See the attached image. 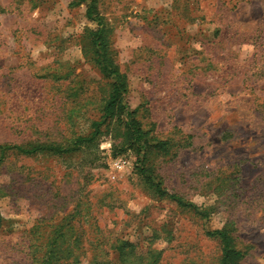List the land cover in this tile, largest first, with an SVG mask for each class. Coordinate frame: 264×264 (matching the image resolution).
Masks as SVG:
<instances>
[{"label":"rangeland","instance_id":"obj_1","mask_svg":"<svg viewBox=\"0 0 264 264\" xmlns=\"http://www.w3.org/2000/svg\"><path fill=\"white\" fill-rule=\"evenodd\" d=\"M97 29L145 151L121 118L95 133ZM3 144L0 264L55 240L58 264H221V229L242 252L227 264H264V0H0ZM43 144L60 151L16 148Z\"/></svg>","mask_w":264,"mask_h":264},{"label":"trees","instance_id":"obj_2","mask_svg":"<svg viewBox=\"0 0 264 264\" xmlns=\"http://www.w3.org/2000/svg\"><path fill=\"white\" fill-rule=\"evenodd\" d=\"M76 3L84 2L86 0H73ZM89 6L87 7V15L89 17H92V11L95 6L93 1L89 2ZM102 29H97L94 32L92 44L95 50V53L97 55L96 62L99 64L100 68L103 70L105 75L110 79L109 89L107 93V97L104 100L102 109H101V116L98 121L93 123V127L95 130V133L99 131V126L104 123L105 121L109 119H122L125 122V126L127 128L128 134H129V142L131 147H134L137 149V151H145L149 141L152 137H149L150 130H144L141 128V125L137 120L134 119V110L131 111L127 108V106L123 103V97L125 92V82L123 76L119 73L117 70V66L113 63V61L106 55L105 53V41L103 37L100 35ZM93 133L91 137L95 134ZM84 138V137H77L73 142L72 146L64 149L65 152L72 151L78 147L82 142H86L91 139ZM190 139V136L187 137ZM161 146L165 145V142L160 141L158 142ZM185 146H189L190 142H186L184 144ZM10 145H0V157L2 154L7 152L9 149H13ZM17 151L21 154H33L38 151H60L59 147L52 146L51 144H43V145H36L30 148L25 147H16ZM155 191L162 197H167L169 199H172L176 201L178 204L182 206H187L189 204H185L180 196H177L176 194L168 192L165 188H162L160 184H155ZM63 232H61V236H63ZM207 235L211 237L218 238L221 243V252H222V258H221V264H227V262L230 259L233 258H239L242 255L241 251H237L232 248L230 245V238L225 230H214L211 232H207ZM59 236V238H61ZM55 236H53L52 239H54ZM56 243V240L54 241V244H51L50 242L48 244H43L40 249L44 247V250L38 253L37 258L35 261H33V264H58V260L56 259L55 251L57 248H54V245ZM75 263L79 262L78 258H75L73 260ZM151 262H148L146 264H150Z\"/></svg>","mask_w":264,"mask_h":264},{"label":"built area","instance_id":"obj_3","mask_svg":"<svg viewBox=\"0 0 264 264\" xmlns=\"http://www.w3.org/2000/svg\"><path fill=\"white\" fill-rule=\"evenodd\" d=\"M126 166V161L122 157H118L111 162V179H115L116 174L121 173Z\"/></svg>","mask_w":264,"mask_h":264}]
</instances>
